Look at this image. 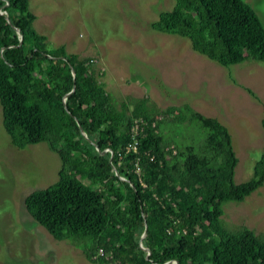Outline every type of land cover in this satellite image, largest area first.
Masks as SVG:
<instances>
[{
    "label": "trees",
    "instance_id": "16d2710c",
    "mask_svg": "<svg viewBox=\"0 0 264 264\" xmlns=\"http://www.w3.org/2000/svg\"><path fill=\"white\" fill-rule=\"evenodd\" d=\"M165 2L146 27L223 66L264 61V23L246 1ZM35 20L29 0H0L4 129L15 147L46 141L62 160L59 179L24 198L32 217L97 264H264V231L222 220L227 203L262 194L264 141L253 176L237 182L225 123L187 103L162 113L148 97L117 99L102 55L49 47ZM178 121H200L202 145L169 139L161 127Z\"/></svg>",
    "mask_w": 264,
    "mask_h": 264
},
{
    "label": "rangeland",
    "instance_id": "374dc122",
    "mask_svg": "<svg viewBox=\"0 0 264 264\" xmlns=\"http://www.w3.org/2000/svg\"><path fill=\"white\" fill-rule=\"evenodd\" d=\"M244 1L264 23V0ZM29 2L36 15L33 27L47 37L49 47L65 45L69 52L103 56L108 70L102 79L117 99L148 97L162 113L173 103H187L225 123L241 157L236 181L253 176L264 141V61L250 57L223 66L195 51L189 38L146 27L170 9L165 0ZM161 128L179 144L198 147L206 136L200 121L166 122ZM61 167L60 155L46 141L23 149L12 144L0 105V264H97L67 240L55 238L25 206L26 195L55 183ZM261 190L251 202L225 205L227 228L264 231V186Z\"/></svg>",
    "mask_w": 264,
    "mask_h": 264
},
{
    "label": "built area",
    "instance_id": "2783aa9c",
    "mask_svg": "<svg viewBox=\"0 0 264 264\" xmlns=\"http://www.w3.org/2000/svg\"><path fill=\"white\" fill-rule=\"evenodd\" d=\"M101 252H102V249H101Z\"/></svg>",
    "mask_w": 264,
    "mask_h": 264
}]
</instances>
